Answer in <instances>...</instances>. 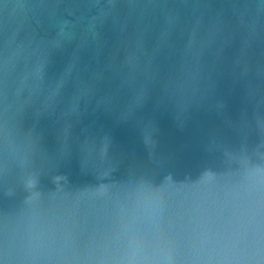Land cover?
<instances>
[{
  "label": "water",
  "instance_id": "water-1",
  "mask_svg": "<svg viewBox=\"0 0 264 264\" xmlns=\"http://www.w3.org/2000/svg\"><path fill=\"white\" fill-rule=\"evenodd\" d=\"M0 264H264V0H0Z\"/></svg>",
  "mask_w": 264,
  "mask_h": 264
},
{
  "label": "clouds",
  "instance_id": "clouds-1",
  "mask_svg": "<svg viewBox=\"0 0 264 264\" xmlns=\"http://www.w3.org/2000/svg\"><path fill=\"white\" fill-rule=\"evenodd\" d=\"M33 187H35V185H33Z\"/></svg>",
  "mask_w": 264,
  "mask_h": 264
}]
</instances>
